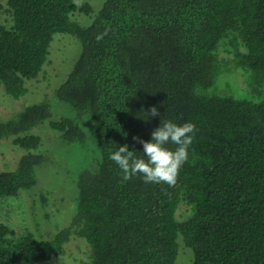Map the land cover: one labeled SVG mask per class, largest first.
<instances>
[{
	"label": "trees",
	"instance_id": "trees-1",
	"mask_svg": "<svg viewBox=\"0 0 264 264\" xmlns=\"http://www.w3.org/2000/svg\"><path fill=\"white\" fill-rule=\"evenodd\" d=\"M7 6L12 22L0 23V85L13 98L24 95L54 33L77 37L81 49L55 92L90 115L100 161L79 170L75 210L50 238L39 228L15 235L0 225V264L49 260L73 236L88 243L87 264H175L180 237L192 264H264V95L253 100L216 87L223 71L237 67L250 71L253 94L264 88V0H105L87 25L73 18L74 0ZM153 106L160 116H148ZM50 116L43 100L0 121V140L11 136L26 150L15 169L0 171V198L37 183L48 157L35 152L40 137L29 132ZM160 120L197 129L176 184L140 176L122 182L110 152L127 144L143 155L133 137L149 141ZM49 124L66 141L86 138L73 118Z\"/></svg>",
	"mask_w": 264,
	"mask_h": 264
},
{
	"label": "rangeland",
	"instance_id": "rangeland-1",
	"mask_svg": "<svg viewBox=\"0 0 264 264\" xmlns=\"http://www.w3.org/2000/svg\"><path fill=\"white\" fill-rule=\"evenodd\" d=\"M105 0H74L77 10L74 13L82 25L89 24ZM82 4L91 7L89 12L80 10ZM12 22L7 0H0V23ZM81 49L80 40L67 33L56 32L49 47V54L37 79L26 81L27 92L19 98H13L0 85V121L11 118L25 106L47 100L50 103L51 116L35 126L29 133L40 137V145L35 152L48 157L47 162L38 168V181L31 189H24L17 195L0 198V225L13 229L15 235L32 232L37 235L39 228L43 238H50L58 229L70 221L75 210L78 172L82 167H96L100 161V148L97 142L95 126L88 113H81L70 104L58 99L56 88L65 80ZM224 55H227L223 52ZM250 71L234 67L223 71L216 82L221 93L233 94L259 100L264 88L253 94L246 85ZM244 82V83H243ZM70 117L77 120L86 133L83 142L66 141L58 130L49 124L51 120ZM26 152L13 142V137L0 140V171L15 169L18 160ZM186 212L182 203L177 216ZM179 241V252L175 264H192V251ZM90 256L88 243L73 236L63 247V253L37 264H87Z\"/></svg>",
	"mask_w": 264,
	"mask_h": 264
},
{
	"label": "clouds",
	"instance_id": "clouds-1",
	"mask_svg": "<svg viewBox=\"0 0 264 264\" xmlns=\"http://www.w3.org/2000/svg\"><path fill=\"white\" fill-rule=\"evenodd\" d=\"M102 35L97 36V40ZM149 117L160 116L155 106L147 112ZM197 129L194 123L177 124L171 120H160V124L151 132V139L144 141L134 136L133 140L143 147V155H136L127 144L110 152L109 159L122 171V182L140 176L145 183L174 186L180 169L188 161L189 149ZM174 145V149L166 145Z\"/></svg>",
	"mask_w": 264,
	"mask_h": 264
}]
</instances>
